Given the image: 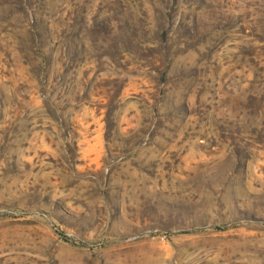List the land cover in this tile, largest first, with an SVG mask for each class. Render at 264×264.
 Wrapping results in <instances>:
<instances>
[{"label":"rangeland","instance_id":"obj_1","mask_svg":"<svg viewBox=\"0 0 264 264\" xmlns=\"http://www.w3.org/2000/svg\"><path fill=\"white\" fill-rule=\"evenodd\" d=\"M0 264H264V0H0Z\"/></svg>","mask_w":264,"mask_h":264}]
</instances>
